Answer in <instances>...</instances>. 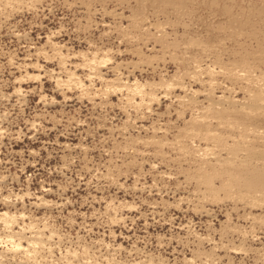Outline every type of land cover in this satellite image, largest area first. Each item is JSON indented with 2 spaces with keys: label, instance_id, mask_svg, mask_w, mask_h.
Masks as SVG:
<instances>
[{
  "label": "rangeland",
  "instance_id": "obj_1",
  "mask_svg": "<svg viewBox=\"0 0 264 264\" xmlns=\"http://www.w3.org/2000/svg\"><path fill=\"white\" fill-rule=\"evenodd\" d=\"M10 1L0 0V211L25 212L15 230L33 223L47 241L28 258L1 243L5 264H264L263 194L240 201L239 184L201 168L236 142L264 149V104L248 125L242 114L264 96V0ZM50 38L69 68L105 50L114 56L105 71L122 63L124 82L138 78L160 99L140 111L80 88L66 99L49 76L16 95L24 62L61 73ZM180 82L168 96L161 86ZM200 174L213 177V191ZM42 196L48 205H37Z\"/></svg>",
  "mask_w": 264,
  "mask_h": 264
},
{
  "label": "bare ground",
  "instance_id": "obj_2",
  "mask_svg": "<svg viewBox=\"0 0 264 264\" xmlns=\"http://www.w3.org/2000/svg\"><path fill=\"white\" fill-rule=\"evenodd\" d=\"M13 1H14V3H18V4H19V2H21L20 0H13ZM34 1H36V2L39 1L40 2L42 0H34ZM8 2L10 3L11 1L8 0ZM6 5H7V2H6ZM51 39L52 38H50L49 42H51V44H52V48H53V51H54L53 55L56 58L58 57L59 60H60L58 62H60V65H61V71H60L61 73H57V72H55V70L47 71V70L44 69L45 71H47V72H45L43 70V68H42V65L40 64V61L35 62L37 60H34V62H33V60L31 62H24V66L20 65L19 69L22 68V67H25L24 71L22 69L20 70L21 72L23 71V73H25V74L21 73L19 76H16V81L18 83L17 85L19 86L15 90V94L16 95H20V96H22V98H24L23 96L28 95V91L24 90V84L26 83V81L27 82L28 81L29 82H38V81L42 80V78H44L45 76H49L55 82L54 83L55 84V88L57 90L61 91V93L64 95V97L66 99L68 97L67 93L69 91H71L74 88H78V89L80 88L82 90L81 94L84 97H86V98H87V96L90 97V99H92L93 101L96 100V98H100V99H102V101L103 100H107L108 101V100L112 99L111 97L113 95H118L119 100L126 101L125 103L127 104V107H126V105H124L125 109H127L129 106L130 107L132 106L133 108H136L137 111H140V109L142 110L143 107L149 108V110H150V105L152 104V102L155 101V100L158 101L160 99L159 95L161 93L158 94V93H155L154 90L153 91L147 90V87L149 85L147 83H142L138 78H135L134 81H131L130 79H127V81L124 82V80H123L124 79V72L122 71L123 70L122 63H118L117 62L118 63L117 65L111 66L112 69H108V71H105L104 68H109V66H110L109 64L114 61L113 60L114 56H112L111 54L107 53V51L105 52V50H103L104 52H102L101 49H98V50H94V51L91 50V52H89V53H82V56L84 57L83 58V62L82 63L80 62L81 64H77L75 66V68H73L74 70L69 68V66H68V61H69L68 57H69V55H67V54H65L63 52V50H62L63 46L62 45H59L58 43H54ZM37 50H39V48ZM39 54L47 57V59H52L51 55L49 53H46V51L40 50ZM125 64H127L126 68L128 66H131L130 65L131 63H129V62L125 63ZM72 65H74V64H72ZM133 66H134V69H133V71H134L135 68H138V63H137V65H133ZM80 70H84L85 74L80 75L79 74ZM205 71H207L208 74L212 75V72H214V69L210 68V66H209V67L205 68ZM97 81L102 83V87H96L97 86V84H96ZM121 83H124V84H121ZM208 83L209 84L212 83V80H209ZM161 86L165 88L163 90H165V94H167V96L170 95L169 93H170V91H172V89L178 88V86L180 88H182V89L185 87L183 83L181 84V82L180 83H167V84H165V86L164 85H161ZM152 88H151V90H152ZM32 90H29V92H32ZM25 93H27V94H25ZM48 96L49 95H47V94H41V98L45 102H50V104H53L54 102H57L55 96H51L50 99L48 98ZM178 96H180V95H178ZM257 96H255L256 98L254 97L255 99L252 102L253 106L250 103L251 100L249 101L250 105L246 106V107L250 108L249 110H247L245 107H243V109H242L243 113L242 112L241 113L244 114L245 118H246V119H244V120H246V122L244 121L245 124L247 123V117H250L252 119L256 118L255 114L257 116V112H255V111L258 110V109L254 108V107L257 106V108H261L262 109V105L261 104H264V96H262V95H259L258 97ZM22 98H20V99H22ZM183 98H185V96L184 97L180 96L179 100H183ZM185 100H187V99H185ZM102 101H101V103H102ZM122 103H124V102H122ZM94 104H95V102H94ZM224 108H226L227 110L224 109ZM224 108H222L224 110H220V113H219V111L215 110V112L217 113V118H219V116L221 117L223 115V113H226V111H228V109H229L228 107H224ZM244 108H245V110H244ZM254 109H256V110H254ZM127 110H126V113H127ZM250 110H252V111L250 112ZM253 110H254V113H253ZM259 112L261 113V111H259ZM211 113H212V111H211ZM251 113L254 114V117L251 116ZM261 114L263 115V113H261ZM0 116L2 117V115H0ZM258 117H260L259 113H258ZM250 118H249V120H250ZM222 120H223V116H222ZM246 125H248V124H246ZM36 127H37L36 121H33L31 123V128L35 129ZM0 129H1L0 133L3 132L2 130L4 128L2 127ZM154 129H155V127H154ZM246 129H248V128L246 127ZM260 135L262 136V134H260ZM213 136L214 135H212L211 137H213ZM241 136L243 138V135H241ZM263 136L261 137L262 139H263ZM154 138H156V136ZM244 138H245V135H244ZM245 141H242V142H245ZM148 142H150V140ZM153 142H156V144L158 143V145H160L161 147L165 146V143H168V141L164 142V141L159 140V139L158 140L153 139ZM242 142H236L233 145L230 144L232 147H229V149L226 152V156H224V157H219V158L216 157L217 159L215 161L206 159V161L203 162V166L201 168L205 167V165H206L207 168H209L208 166H210L211 168H214V169L215 168L221 169L219 171L218 170H216V171L220 172V173H218L220 175L227 174L226 176L228 177V180H226V181H228L230 183L231 187H235L238 184H239V187H241V189L239 190V192L237 194L238 200L241 201V200H244L246 198L249 199V197H250V198H252V200L249 199L250 203L255 205V203H258V201H259V203L261 202V199H258L257 196H255V195H257L258 193H260L259 195H261V193H262L263 197H264V191H263V189H264V171L262 169H260L259 167H256L252 162L256 160L255 163L257 162L256 163L257 165H258V163L264 164V149H262V148L260 149L259 147H257L260 150L254 148V150L255 149L256 150L253 151V147H256V146H252L251 143H248L249 141H247L248 144L244 143L245 145H241ZM172 143L174 144V142H172ZM66 145H70V144L66 143ZM178 145H179L180 150L184 152L185 151L184 149L186 148L185 145L181 144V143L177 144V146ZM225 147H226V145H225ZM251 147H252V149H251ZM263 147H264V143H263ZM238 149L244 150L243 151V153H244L243 156H240L241 155V153H240L241 150H238ZM220 155H222V154H220ZM250 166H252V167H250ZM205 173H209V172H205ZM3 177L6 178L5 176H2V178ZM200 179L202 180L201 183L205 184V186H206L205 188H207L209 190H212V191L215 189L216 186L214 184H212L213 183V181H212L213 177L208 176L206 174H200L199 175V181H200ZM234 189H236V188H234ZM251 193H253V195H251ZM23 195L24 196H28L29 194L24 193ZM6 197L7 196L3 197L4 201L6 200ZM22 198H24V197L21 196V199ZM38 198L41 200V203H37V205L38 204H41V205H43V204L46 205L47 204L48 205L49 200H47L43 196L42 197H38ZM262 203H264V202H262ZM124 206H126V205L124 204ZM128 207L131 210L132 205L128 206ZM133 209H135V208H133ZM24 216L26 217V213L25 212L14 213V212L9 211V210H1L0 211V223H3L4 226H5V229H7L6 231L3 232L4 235L0 234V244L2 243L3 246H8L7 247L8 250L11 249L13 251H18V252L21 251L19 253L23 252L24 253L23 255H25L28 258V257H31L32 254H34V251H36V252L38 251L37 249L34 250L36 247L38 248V245H40L41 243L42 244L44 243L43 241L46 238V233H45V229H43L41 227H38V226H35L33 223L30 224V225H26L24 227L19 228V230H15L14 226L17 225V223L19 222L18 221L19 218L24 219L25 218ZM121 218H115V220H118V219H121ZM51 235L52 234H50L49 236H51ZM49 236H47V237H49ZM45 241H47V240H45ZM4 243H7V245H4ZM3 246L0 245V248L3 247ZM32 248H34L33 251L31 250ZM8 250L6 252H9ZM4 252H3V250L0 249V261H1L0 263L1 264H5V260L9 261V259H6L7 255H4ZM25 256H23V257H25ZM11 257H13V256L11 255ZM33 257L36 258V255L33 256ZM68 261H69V259H68ZM13 263H11V264H13ZM20 263H18V264H20ZM70 264H72V263H70ZM131 264H140V262L131 263ZM150 264H153V263H150Z\"/></svg>",
  "mask_w": 264,
  "mask_h": 264
}]
</instances>
